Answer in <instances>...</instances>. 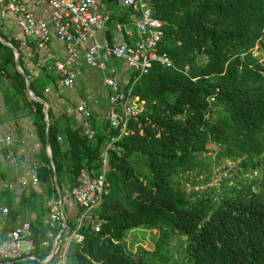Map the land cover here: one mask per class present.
I'll return each mask as SVG.
<instances>
[{"label":"trees","instance_id":"obj_1","mask_svg":"<svg viewBox=\"0 0 264 264\" xmlns=\"http://www.w3.org/2000/svg\"><path fill=\"white\" fill-rule=\"evenodd\" d=\"M146 2L162 21L157 50L165 51L173 66L153 64L136 80L132 71L122 89L132 84L130 93L142 102V111L109 146L115 130L92 113L90 138L82 126L70 128L49 110L46 126L43 105L29 98L12 51L0 42V76L7 82L3 103L27 110L40 144L33 172L42 192L21 195L18 204L42 216L45 204L58 198L53 174L62 196L66 180L72 187L81 174L102 172L105 151L106 185L98 204L78 226L81 208L72 220L64 218L66 234L82 236L64 249L65 264H264V0ZM254 52H262L263 59ZM43 77L36 83L41 87ZM29 88L43 99L31 80ZM227 162H236L237 169L216 193L205 184ZM256 170L259 176H252ZM12 199L11 191L0 190L3 204L12 205ZM16 213L7 214L5 222ZM96 222L98 231L92 228ZM140 226L155 230L154 245L133 253L124 238ZM61 228L59 222L31 225L33 258L0 262L40 264L50 248L41 241L49 242Z\"/></svg>","mask_w":264,"mask_h":264},{"label":"built area","instance_id":"obj_2","mask_svg":"<svg viewBox=\"0 0 264 264\" xmlns=\"http://www.w3.org/2000/svg\"><path fill=\"white\" fill-rule=\"evenodd\" d=\"M45 1L50 10L48 19L37 17L19 0H6L5 8L15 15V24L18 30L23 36L32 40L35 49L46 50L52 36L62 43L65 57L62 60H55L51 64L43 65L45 71L55 72L54 84L56 88L71 87L82 67L104 71L106 63L110 60L124 62L128 68L136 72L134 80L146 74L153 64L163 68L173 66L168 54L165 51L157 50V45L163 36L162 21L151 15L146 0H121L123 6L137 12L133 30L136 39L132 41V44L124 39V36H132L133 33L130 29L123 28L120 23L112 22L109 14L92 11L95 0ZM33 3L36 4V1ZM105 23L112 24L119 37L118 42H109L104 37H96V31L104 28ZM89 40L91 43L86 45L82 52L76 50V46H81ZM186 69L187 66H184L183 70L186 71ZM102 82L107 90L108 104V111L104 117L116 132L109 136L107 145L109 146L125 132L128 120L142 111V102L130 93L132 84L123 90L117 80L112 77H104ZM74 114L76 118L85 120L90 117L91 112L85 102H80L75 106ZM82 132L87 138L93 135L92 129L87 126ZM57 138L59 139V137ZM10 145V136L1 134L0 146L10 148ZM103 153L102 172L96 176L81 174L77 177L76 183L67 189L66 195L70 204L82 209L80 214H75L77 226L84 218L89 217L90 211L98 204L103 187L106 185L103 175L106 166V153L105 151ZM6 154V158L9 159L11 152L7 151ZM227 164L229 163L227 162ZM220 169H224V166L216 168V170ZM31 181L33 184L37 183L34 173L31 175ZM205 185L211 186L208 182ZM202 188V186H193V189ZM8 212V207L0 202V218L6 216ZM47 221L59 222L62 227L53 235V244L61 240L65 242L81 240L82 236L74 231L66 234L60 200L47 202ZM92 228L94 231H98L99 224L94 223ZM61 231L64 232L65 237L61 235ZM47 245V240L40 243L42 247ZM33 249L34 242L29 221H23L12 227H5L0 223V259L14 260L22 256L33 258Z\"/></svg>","mask_w":264,"mask_h":264},{"label":"crops","instance_id":"obj_3","mask_svg":"<svg viewBox=\"0 0 264 264\" xmlns=\"http://www.w3.org/2000/svg\"><path fill=\"white\" fill-rule=\"evenodd\" d=\"M19 1L37 17L48 19L50 10L45 0ZM34 1H36V4L33 3ZM5 4L6 0H0V37L6 43L11 44V42H14L17 44V48L12 44L11 45L18 52V66L21 70L24 69L29 74L27 76L22 70L28 78V87L29 80H31L37 91L41 93L43 99L36 97L29 88L31 94L47 104V110L51 112L56 121L67 120L70 128L77 126H82V129L86 126L90 128L87 123L88 118L80 120L76 118L74 114L75 106L80 102H85L95 119L105 118L104 116L108 111V104L106 97L107 90L102 82L103 78L112 77L116 79L120 87L123 88L125 84H128L132 70L122 61L110 60L106 63V69L104 71L82 67L80 74L75 78L71 87L56 88L54 84V77L56 76L55 72L52 70L45 71L43 65L51 64L55 60H62L65 57L62 43L52 36L46 50L35 49L32 40L23 36L18 30L15 24V15L7 11ZM92 11L100 14H109L112 22L120 23L123 28L130 29L131 33H133L132 36H124V39L127 40L129 44H132V41L136 39L133 30L137 12L132 8L123 6L121 0H95V5ZM95 35L97 38L104 37L109 42L116 43L119 41L117 32L110 23H105L104 28L97 30ZM90 43L91 41L89 40L81 46H76V50L82 52L83 48ZM19 57L21 65H19ZM15 69L17 70L16 67ZM112 69L113 72H111ZM42 74L44 76L43 87L36 84L38 83V80L41 79L40 77ZM48 74L53 76L52 80H50ZM6 86V80L0 76V135L8 134L11 138L10 148L0 146V190L7 189L13 193L12 205L10 202H7L10 203L12 209V212L10 213L9 211L8 215L12 214L14 210H16L17 213L14 217L11 216L10 222H5V217L7 215L2 216L0 218V223L5 227H12L19 225L23 221H29L31 225L37 227L40 223L44 224L48 222L47 209H45V212L41 216L38 215L37 212L31 211L29 208H24L21 204H18V201L21 195L29 196L31 193L39 194L42 192L41 185L38 184V182L33 184L31 181V175L34 173L33 167L38 164L35 155L39 149V139L31 117L28 115L25 108L21 107L18 110H10L5 107L2 98V90ZM27 95L29 96L28 93ZM43 107L45 110L44 105ZM45 117L47 120V111ZM7 151L11 152V157L9 159L6 158ZM54 184L58 193V198L56 200H60L64 218L72 220L76 214L77 207L70 204L66 195L67 188L65 187L66 191H64V195L61 196L56 183ZM51 200L54 199H50L49 201ZM45 205L47 206V204ZM65 236L66 235L63 234V237ZM49 243V252L46 257L40 261V264H65L63 251L69 242L61 240L60 242L53 244L51 239L48 244ZM53 245L56 246L54 249L55 251L61 246L60 251L55 255V251L51 254ZM46 247L44 249H46ZM51 257L53 258L50 259ZM0 264L2 263L0 262ZM6 264H9V262L7 261Z\"/></svg>","mask_w":264,"mask_h":264},{"label":"rangeland","instance_id":"obj_4","mask_svg":"<svg viewBox=\"0 0 264 264\" xmlns=\"http://www.w3.org/2000/svg\"><path fill=\"white\" fill-rule=\"evenodd\" d=\"M255 56H260L261 59H263L262 52H254ZM226 163V162H225ZM219 166H225L228 169H221V170H215L214 173H212V176L210 177V180L207 181L210 185L214 187V191L218 193L220 191V184H224V182H227L229 184L231 181L230 179L232 176H234V173L237 169V163H229L227 165L221 164ZM260 172L259 170H256V173L252 172L251 175L259 176ZM228 178L227 180H225ZM186 186V185H185ZM62 195H64V191H66V188L61 185L60 187ZM77 210V209H76ZM155 230L154 229H146L144 226H140L138 228H134L126 233L124 242L126 245V248L133 253H136L140 250H152L154 245V235ZM180 244V239L176 240L172 243V247L170 249L171 253H174V249H176Z\"/></svg>","mask_w":264,"mask_h":264},{"label":"water","instance_id":"obj_5","mask_svg":"<svg viewBox=\"0 0 264 264\" xmlns=\"http://www.w3.org/2000/svg\"><path fill=\"white\" fill-rule=\"evenodd\" d=\"M0 42L3 43V44H5V45H7L11 49V51L13 52L15 67L17 68V70L19 71V73H21V75L24 78L25 89H26V92L29 94L30 98L32 100H35V101H37V102H39V103H41V104H43L45 106V110H44V121H45L46 126H47V120H46V117H45V114H46V111H47V104L45 102H43L42 100L37 99L35 96H33L31 94V92L29 90V87H28V78L25 76V74L22 72V70L18 66V52H17V50L11 44L4 42L1 37H0ZM45 140H46V142H45L46 143L45 144L46 145V154H47V156L49 158L50 163H52L51 158H50V154H49V150H48V147H47L48 146V144H47V129H45ZM53 182L55 183V174H53ZM65 184H66V188L68 189L69 188V181L66 180L65 181ZM5 205L8 207V209H9V211L11 213L12 212V209H11L10 203H6ZM55 248H56V246L53 245V250H51V254H53V252L55 251L54 250Z\"/></svg>","mask_w":264,"mask_h":264}]
</instances>
